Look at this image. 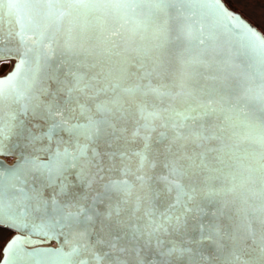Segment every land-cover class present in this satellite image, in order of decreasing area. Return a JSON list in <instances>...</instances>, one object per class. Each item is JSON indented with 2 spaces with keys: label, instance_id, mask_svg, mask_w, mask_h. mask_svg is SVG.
<instances>
[{
  "label": "snow or ice",
  "instance_id": "1",
  "mask_svg": "<svg viewBox=\"0 0 264 264\" xmlns=\"http://www.w3.org/2000/svg\"><path fill=\"white\" fill-rule=\"evenodd\" d=\"M5 10L0 237H63L23 254L56 264H264V34L222 0Z\"/></svg>",
  "mask_w": 264,
  "mask_h": 264
},
{
  "label": "water",
  "instance_id": "2",
  "mask_svg": "<svg viewBox=\"0 0 264 264\" xmlns=\"http://www.w3.org/2000/svg\"><path fill=\"white\" fill-rule=\"evenodd\" d=\"M222 2L225 4V2L223 0H222ZM242 18L245 21H247L244 17H242ZM9 20L11 21V23H9ZM249 24L253 28H256L251 23H249ZM0 27H2L4 35H7L9 30H12L13 32L18 31L19 26L16 24L15 15L9 17V16H7L6 10H5L4 22H3L2 26H0ZM13 62L16 63L17 61H13ZM236 62L239 64L241 61L238 58ZM14 66H15V64H13L12 70L7 75H9L14 70ZM6 76H4L2 78H5ZM2 78H0V79H2ZM8 159H11L12 161L9 162V161H7ZM18 161H19V155L18 154H13V155H10V156L9 155H0V164H2L3 166H5L7 168L14 167L18 163ZM10 230L15 232V235L10 239V241L13 238H15V237H21L22 239L30 238L31 240L36 242L34 244H23V245L20 246L22 252H21V259L19 260L18 264H56V258H54V257H29V256H26V255H23V254L24 253H32V252L45 250V249L52 250V251L57 250V249H59L61 247V243L63 241V237H61V239L59 241L56 240V239H52V240L49 241V240L45 239L44 237H42L40 235L31 233L30 229H19V230L10 229ZM6 246H5V249L3 251V257H2V259L0 261V264H4V261L6 259V256H5Z\"/></svg>",
  "mask_w": 264,
  "mask_h": 264
},
{
  "label": "rangeland",
  "instance_id": "3",
  "mask_svg": "<svg viewBox=\"0 0 264 264\" xmlns=\"http://www.w3.org/2000/svg\"><path fill=\"white\" fill-rule=\"evenodd\" d=\"M225 4L235 13L240 14L249 23L256 27L264 34V0H223ZM12 63L5 64L0 67V78L6 76L13 68ZM15 232L8 229L2 237H0V261L3 257V251Z\"/></svg>",
  "mask_w": 264,
  "mask_h": 264
},
{
  "label": "built area",
  "instance_id": "4",
  "mask_svg": "<svg viewBox=\"0 0 264 264\" xmlns=\"http://www.w3.org/2000/svg\"><path fill=\"white\" fill-rule=\"evenodd\" d=\"M7 161L11 162L12 160L11 159H8Z\"/></svg>",
  "mask_w": 264,
  "mask_h": 264
},
{
  "label": "bare ground",
  "instance_id": "5",
  "mask_svg": "<svg viewBox=\"0 0 264 264\" xmlns=\"http://www.w3.org/2000/svg\"><path fill=\"white\" fill-rule=\"evenodd\" d=\"M15 64V62H13ZM38 245V244H37Z\"/></svg>",
  "mask_w": 264,
  "mask_h": 264
}]
</instances>
